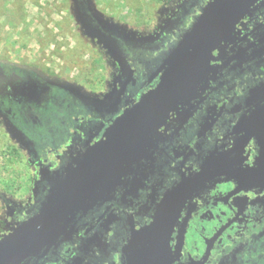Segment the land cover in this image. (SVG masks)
<instances>
[{
    "label": "flooded vegetation",
    "instance_id": "af4514ba",
    "mask_svg": "<svg viewBox=\"0 0 264 264\" xmlns=\"http://www.w3.org/2000/svg\"><path fill=\"white\" fill-rule=\"evenodd\" d=\"M208 1H179L146 40L83 15L92 40L100 37L124 64L111 59L109 88L98 97L0 59V121L21 139L18 151L37 180L33 198L13 210L12 226L33 218L76 157L158 81L165 55ZM263 98L259 0L136 155L21 264H264V158L242 124Z\"/></svg>",
    "mask_w": 264,
    "mask_h": 264
},
{
    "label": "water",
    "instance_id": "95a60500",
    "mask_svg": "<svg viewBox=\"0 0 264 264\" xmlns=\"http://www.w3.org/2000/svg\"><path fill=\"white\" fill-rule=\"evenodd\" d=\"M258 1L209 0L205 4L165 55L157 69L158 81L133 99L108 125L102 137L76 157L33 218L0 238V264H21L28 255L55 239L66 219L109 183L154 134L208 67L213 52ZM78 12L83 23L79 8ZM242 124L258 138L264 158V98L249 110ZM155 227L152 223L147 231L151 233ZM135 252L133 260H139ZM145 252V248L139 247L140 255Z\"/></svg>",
    "mask_w": 264,
    "mask_h": 264
},
{
    "label": "rangeland",
    "instance_id": "374dc122",
    "mask_svg": "<svg viewBox=\"0 0 264 264\" xmlns=\"http://www.w3.org/2000/svg\"><path fill=\"white\" fill-rule=\"evenodd\" d=\"M32 1L0 0V59L8 57L98 97L105 92L99 90L109 88L111 59L121 65L99 38L92 40L78 8L86 17L109 23L135 40H146L159 32L181 0H94L92 5L90 0ZM21 145L10 124L1 120L0 238L15 228L10 222L15 207H23L36 194L37 180L18 151Z\"/></svg>",
    "mask_w": 264,
    "mask_h": 264
},
{
    "label": "crops",
    "instance_id": "0c3cea01",
    "mask_svg": "<svg viewBox=\"0 0 264 264\" xmlns=\"http://www.w3.org/2000/svg\"><path fill=\"white\" fill-rule=\"evenodd\" d=\"M93 1H94V0H90V1H89V4L91 3L90 5H92V2H93ZM31 2L33 3L32 0H31ZM35 3H36V2H35ZM90 5H89V7H90Z\"/></svg>",
    "mask_w": 264,
    "mask_h": 264
},
{
    "label": "built area",
    "instance_id": "2783aa9c",
    "mask_svg": "<svg viewBox=\"0 0 264 264\" xmlns=\"http://www.w3.org/2000/svg\"><path fill=\"white\" fill-rule=\"evenodd\" d=\"M163 3H168L170 0H161Z\"/></svg>",
    "mask_w": 264,
    "mask_h": 264
},
{
    "label": "trees",
    "instance_id": "16d2710c",
    "mask_svg": "<svg viewBox=\"0 0 264 264\" xmlns=\"http://www.w3.org/2000/svg\"><path fill=\"white\" fill-rule=\"evenodd\" d=\"M19 2L21 3V0H19ZM20 3H19V4H20Z\"/></svg>",
    "mask_w": 264,
    "mask_h": 264
}]
</instances>
